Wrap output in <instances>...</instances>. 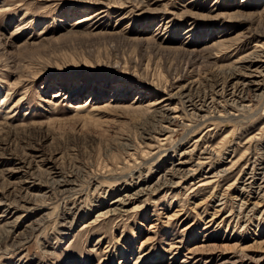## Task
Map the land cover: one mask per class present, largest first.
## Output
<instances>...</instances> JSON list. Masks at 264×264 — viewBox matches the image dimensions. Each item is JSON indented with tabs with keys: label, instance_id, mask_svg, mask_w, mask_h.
Here are the masks:
<instances>
[{
	"label": "rangeland",
	"instance_id": "rangeland-1",
	"mask_svg": "<svg viewBox=\"0 0 264 264\" xmlns=\"http://www.w3.org/2000/svg\"><path fill=\"white\" fill-rule=\"evenodd\" d=\"M262 11L264 0H0V264L262 257L264 62L249 64L264 61ZM228 71L262 89L216 94ZM211 150L228 171L183 179Z\"/></svg>",
	"mask_w": 264,
	"mask_h": 264
},
{
	"label": "bare ground",
	"instance_id": "bare-ground-1",
	"mask_svg": "<svg viewBox=\"0 0 264 264\" xmlns=\"http://www.w3.org/2000/svg\"><path fill=\"white\" fill-rule=\"evenodd\" d=\"M261 17L262 18H264V11H262L261 12ZM251 20H253V23L255 24V19H251ZM258 20H260V19H258ZM262 23L259 21L258 22V24H256V26L257 27H260V25H261ZM258 47V46H257ZM260 47V46H259ZM263 50H264V47H261V52H263ZM262 54V53H261ZM257 56V55H256ZM259 56V55H258ZM254 57V56H253ZM248 58V57H247ZM246 59V58H245ZM248 59H250V58H248ZM243 61V60H242ZM240 62H241V60H240ZM261 62H264L263 60L262 61H260V63H259V61H249V64H250V67L251 66H253V65H255V66H257L258 64H262ZM247 63V62H246ZM236 66V65H235ZM237 67V66H236ZM260 67H261V65H260ZM263 67V66H262ZM219 69V68H218ZM228 69V68H227ZM257 69V68H256ZM238 71V70H237ZM254 71H257L258 72V70H254ZM228 72H230V71H228ZM260 73V72H259ZM229 75V77H225V81H222L221 83H219V82H217V83H215V84H213L214 86H216V89L214 90V92H216V94H218V95H220V96H223V95H226L225 93L228 91V90H230L231 91V93H230V95H231V97H235V95L236 94H238V95H241L243 92H245L246 90H248L249 89V87L252 85V86H256V89H262V84L260 83V81H258V80H256V78H255V75L253 74V72H249V73H247V74H238V73H229L228 74ZM222 76V75H221ZM254 80V81H253ZM253 90V89H252ZM257 90V91H258ZM189 91H191V90H189ZM190 93V92H189ZM208 96V95H207ZM227 97V96H226ZM164 98V97H163ZM191 98V97H190ZM197 99V98H196ZM199 99V98H198ZM201 99V98H200ZM231 99V98H230ZM234 99V98H233ZM164 100H166L165 98H164ZM164 100H162V101H164ZM196 101V100H195ZM200 101V100H199ZM203 102V101H202ZM191 104H192V102H191ZM206 105V104H205ZM134 106V105H133ZM204 106V105H203ZM141 107V106H140ZM210 107V106H209ZM136 108V107H135ZM84 109V106L83 105H81V104H79V105H76V107H74V111H76V112H79V111H81V110H83ZM149 109V108H148ZM195 110V109H194ZM147 112L149 111V110H146ZM155 111V110H154ZM171 111V110H170ZM161 112H162V110H161ZM174 112H176V111H174ZM170 116V115H169ZM230 116V115H229ZM236 116V115H235ZM241 116V115H240ZM171 118V117H170ZM205 118V117H204ZM229 118H231V117H229ZM235 118H237V117H235ZM202 121V120H201ZM168 122V121H167ZM230 122V121H229ZM227 123V122H226ZM230 124V123H229ZM0 126H1V124H0ZM166 129H168V127H166ZM230 139V138H229ZM227 140V139H226ZM259 140V139H258ZM254 141V143L257 141V138H252V140H251V142H253ZM253 143V144H254ZM257 144V143H256ZM254 145L253 147H252V149H254V150H256V148H257V145ZM250 145V144H249ZM248 145V146H249ZM250 147H251V145H250ZM227 149V148H226ZM250 150H248V152H249ZM211 152H213V153H211ZM211 152L209 153H206V155L208 156V158H206L205 160H200V162H198L197 163V166H195L196 167V170H193V172L191 171L192 169H189V172H186L184 175H182L184 178L183 179H185L187 176H192V175H194V173H196L198 170H200V169H202L203 167H205L206 165H208L209 167H210V171H209V174H212L213 176H212V178H217L218 176H220L221 174H224L225 172H226V170L228 171V169H221V170H219V171H215L214 169V164H213V161H214V151L213 150H211ZM247 152V153H248ZM194 153V152H193ZM192 154V153H191ZM224 154V153H223ZM249 154V153H248ZM216 155H219V154H216ZM259 155V154H258ZM245 157V156H244ZM247 157H248V159H247ZM253 158H251V156L250 155H247L245 158L248 160V163L250 164L251 163V159H254V161H253V165H254V167H255V169H253L252 170V172H250L249 174H251L252 173V175L250 176V178H251V180H252V178H254L255 176H258V175H253V172H254V170L256 171V168H257V166L259 165V162L260 161H263V158H261V157H259V156H257V154L255 153V154H253V156H252ZM243 158H241V159H239V161L240 160H242ZM238 161V162H239ZM238 162H236L234 165H236ZM20 165H23V166H25L26 164L27 165H29V167L31 166L32 167V163H31V161H28V159H23L22 161H20V163H19ZM234 165H232V166H234ZM194 169V168H193ZM24 170V169H23ZM55 170V169H54ZM259 170V169H258ZM48 171V170H47ZM230 171V170H229ZM31 173V172H30ZM183 173V172H182ZM192 173V174H191ZM26 174V173H25ZM197 174V173H196ZM32 175V174H31ZM177 175V174H176ZM33 176H35V175H33ZM165 176V175H164ZM177 176H179V173H178V175ZM186 176V177H185ZM249 176V175H248ZM165 178H167V177H165ZM140 180V179H139ZM255 181V180H254ZM248 183H250V182H248ZM207 184V182L205 183V184H198L199 186H202V185H206ZM251 185V184H250ZM253 188V187H252ZM259 189H260V187H259ZM244 190H246V189H244ZM250 190V189H249ZM247 191V190H246ZM242 207V206H241ZM255 207H257V206H253L252 208H253V210H254V208ZM243 208H241V210H242ZM252 210V211H253ZM110 213V211H108V212H106L105 214H103L102 216H105V215H108ZM241 213V212H240ZM264 243V242H263ZM263 243H259L258 244V246H257V249H263L264 248V246H262L263 245ZM255 245V244H254ZM206 246V245H205ZM263 247V248H262ZM214 250H218L217 248H215ZM227 250V249H226ZM249 250V249H248ZM242 251V250H241ZM240 251V252H241ZM250 251V250H249ZM226 252V251H225ZM245 252V251H244ZM257 252V251H256ZM263 252H264V250H263ZM189 253H191V251L189 252ZM193 253V252H192ZM235 253V252H234ZM252 253V252H251ZM195 254V253H194ZM198 254V253H197ZM246 254V253H245ZM238 255V254H237ZM264 253L262 254V255H260V256H262V257H260V258H258L257 259V261L255 260V255L253 256V257H251V256H248V254L247 255H243V256H240V257H232V258H234V259H236V260H230V262H226V261H224V256H223V254H220V255H217V257L216 258H218L216 261H215V263L213 262V264H227V263H231V264H256V263H258V262H260V261H262V260H264ZM191 256H193V255H191ZM190 256V254H189V257H191ZM258 256H259V254H258ZM221 258H223L222 259V261L221 262H219V260L221 259ZM188 259V258H187ZM229 260V259H228ZM205 262V261H204ZM210 262H212V261H209V259L207 260V262L205 263V264H210Z\"/></svg>",
	"mask_w": 264,
	"mask_h": 264
}]
</instances>
